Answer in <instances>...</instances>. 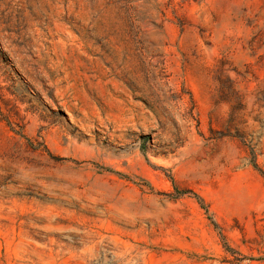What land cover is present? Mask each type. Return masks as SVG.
I'll list each match as a JSON object with an SVG mask.
<instances>
[{
  "label": "rangeland",
  "instance_id": "1",
  "mask_svg": "<svg viewBox=\"0 0 264 264\" xmlns=\"http://www.w3.org/2000/svg\"><path fill=\"white\" fill-rule=\"evenodd\" d=\"M0 264H264V0H0Z\"/></svg>",
  "mask_w": 264,
  "mask_h": 264
}]
</instances>
